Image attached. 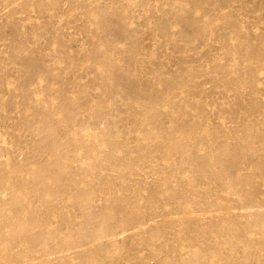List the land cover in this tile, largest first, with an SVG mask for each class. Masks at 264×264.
<instances>
[{
  "label": "rangeland",
  "instance_id": "rangeland-1",
  "mask_svg": "<svg viewBox=\"0 0 264 264\" xmlns=\"http://www.w3.org/2000/svg\"><path fill=\"white\" fill-rule=\"evenodd\" d=\"M0 264H264V0H0Z\"/></svg>",
  "mask_w": 264,
  "mask_h": 264
}]
</instances>
